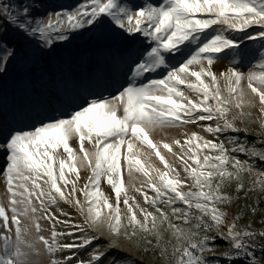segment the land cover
I'll return each instance as SVG.
<instances>
[{
  "label": "snow or ice",
  "instance_id": "1",
  "mask_svg": "<svg viewBox=\"0 0 264 264\" xmlns=\"http://www.w3.org/2000/svg\"><path fill=\"white\" fill-rule=\"evenodd\" d=\"M105 17L129 35L139 34L150 42L132 61L127 83L115 95L93 97L30 129L14 130L0 144L7 152L3 175L9 197L7 209L0 203V220L9 233L0 235V264H31L30 257L39 254L40 242L50 257L65 249L87 248L99 239L92 230L105 227V223L110 235L144 244L146 251L157 250V255L171 258L173 264H219L203 255L213 251L217 238L231 245L233 252L223 253L226 257H254L248 252V238L264 236V231L237 230V214L227 233L220 232L226 216L221 206L232 199L225 188L235 182L237 190H242L244 173L253 168L230 153H245L264 161V149L256 150V145H245L235 137L227 141L232 147H226L224 140H208L196 132L186 135L183 144L179 139L172 144L154 142L150 133L199 121H214V126L201 125L213 135L240 131L234 122L248 115L243 112L246 100L240 87L244 73L229 67L217 75L211 66L221 58L230 64L242 61L247 42L257 39L262 42L250 65L261 70L249 72L247 82L264 104V0H149L131 6L124 0H87L73 9L50 13L47 22L33 21L29 6L0 2V73L16 56L15 47L3 39L5 25L35 38L37 46L48 51L55 42L65 41L72 32L94 26ZM252 27L260 30L248 32ZM74 138L82 155L70 144ZM85 142L90 149L85 148ZM173 144L180 147V153L173 152ZM161 146L180 161L181 169L169 164ZM153 156L164 170L150 162ZM122 158L130 177L135 172L145 178L140 187L133 185L144 197L145 206L128 195L121 173ZM78 164L91 169L88 183L80 189L84 204L75 198ZM71 173L76 174V180L68 179ZM102 177L115 193V205L100 190ZM254 183L264 190V178ZM69 184L72 189L67 193ZM145 188L154 194L149 196ZM122 194L124 212L120 207ZM60 201L74 202L83 224H74L70 218L59 220L51 208L58 207ZM102 208L109 210L106 222ZM8 211L15 225L14 240L8 228ZM20 217L29 222L21 224ZM41 220L51 222L50 238L39 235ZM57 224L69 231L58 232ZM33 229L37 235L29 241ZM165 231H170V239L164 238ZM64 235L74 239L61 244L59 237ZM115 247L114 241H107L101 252L97 245L89 253L90 259L78 260V264H104ZM74 257L78 259V254L63 261L52 258L50 264H68ZM110 264L120 261L113 257Z\"/></svg>",
  "mask_w": 264,
  "mask_h": 264
},
{
  "label": "rangeland",
  "instance_id": "2",
  "mask_svg": "<svg viewBox=\"0 0 264 264\" xmlns=\"http://www.w3.org/2000/svg\"><path fill=\"white\" fill-rule=\"evenodd\" d=\"M2 3H8L11 6H19L23 8L28 6V0H0ZM126 4L141 5L149 2V0H124ZM36 10L31 9V19L43 20L47 22L49 14L62 9H73L77 5L87 3V0H35ZM7 32L4 33L3 39L8 42L10 46H14L16 49V56L7 63L6 71L0 73V144H4L9 134L14 130L30 129L33 125L38 124L42 120H48L54 116L67 113L83 105L86 100L93 97L115 95L117 91L125 86L127 83L126 77L130 75V65L135 56L139 53L136 46L143 49L144 45L150 41L146 40L142 35H129L125 31L119 29L105 17L100 23L94 26H86L83 29L72 32L69 38L65 41H57L53 44L50 50L42 51L37 46V40L26 36L23 32L16 30L12 26L5 25ZM215 27V26H214ZM260 29L258 27L249 28L247 31L255 34ZM231 35H243L242 33H232ZM105 45L107 51H118L119 54L123 53L127 56L123 72L120 78L122 81L118 84L116 89L104 90L102 92H93L90 89H81L80 84L82 79L90 73L98 71V57L96 65H94L89 71H87L83 77L79 74L78 62L83 59L84 54L97 44ZM261 40L248 41L245 45L246 52L242 61H237L232 64L227 59L216 60L212 67V71L219 73L226 70L229 67H236L238 71L244 73L245 78L242 79L240 87L245 94L246 104L243 107V112L247 113L241 117V119L234 122L235 128L240 131H225L216 135L207 133L203 130L201 125L213 124L214 121H199L196 123H188L180 127L156 129L150 133V138L153 141H164L172 144L173 140L179 139L183 144L186 135H190L193 132L199 133V135L205 137L208 140H215L219 142L224 140L226 147H232L227 141L232 138H238L245 145H256V150L264 149V113L261 109H264V104H261L259 97L251 92L248 88L247 74L249 72H259V67L251 66L250 62L253 61L254 52L260 47ZM134 57H130L134 54ZM175 63V62H173ZM158 78V74L155 76ZM255 86V85H254ZM19 89V90H18ZM44 90V99L47 103L40 101L39 94ZM47 90L49 92L47 93ZM20 91H27L24 94H19ZM47 93V94H46ZM33 105L36 106L32 111ZM24 108V109H23ZM71 146L79 153V144L77 139L70 141ZM85 148L90 149V145L85 142ZM185 148L187 146L185 145ZM122 149V153H123ZM147 151V149H144ZM62 152V149H61ZM162 155H165V159L170 165L181 169V164L178 159L173 155L167 153L161 146ZM173 152L180 153V147L173 144ZM82 155V154H80ZM230 155L236 156L241 162L247 161L253 165L252 170L245 171L244 173V188L237 190L235 182L230 187L225 188V191L232 197L231 203L221 206V210L226 213L225 219L220 226L219 231L227 233L229 225L234 222V218L237 214H240L238 219H235L237 230L249 229L253 232L264 231V190L261 189L259 184H255L254 181L262 179L261 172L264 171V161L256 157H251L245 153H230ZM7 152L0 149V203H2L7 209L8 206V194L6 191L5 176L3 175L6 166ZM143 160V157H141ZM156 167L164 170L163 164L159 162V159L155 156L151 161ZM79 179L76 180V174L71 173L68 175V179L76 180L77 191L75 198L79 199L81 204L85 203V197L80 191L88 183L89 176L91 175V169L86 165H79ZM121 173L125 188L129 196H134L142 206L144 205V197L140 192L135 191V187H140L141 183L145 180L142 174L133 172L130 177L128 170L124 164L123 158L121 160ZM181 175L183 172L181 170ZM153 176L155 174L153 173ZM135 185V187H133ZM62 186V182H61ZM100 190L109 198L110 202L115 205V193L110 185H108L106 177H102L100 181ZM72 185L67 186L66 192L70 193ZM148 195L152 193L147 188ZM69 200L72 197L69 196ZM131 202V201H130ZM180 206V205H177ZM247 206V207H246ZM122 212L125 211L123 205V194L121 196L120 204ZM149 211H154L151 206H147ZM252 208L256 211L253 213ZM108 209H101L102 216L106 222ZM167 211V209H165ZM51 212L55 213L59 220L63 221L71 219L74 224H83L84 218L80 215L78 207L75 203H68L60 201L59 206H53ZM66 213L67 215H62ZM9 216L8 228L11 229V238L15 239V225L11 222V212H7ZM139 216V212H137ZM21 224H27L29 221L20 217ZM3 222L0 220V235H9L7 230L2 226ZM42 230L39 235H43L46 238H50L51 222L41 220ZM58 232H67L69 229L62 224L56 225ZM92 232L99 236L98 240H94L92 245L87 248L72 249L57 251L54 257H50L46 252L45 246L42 242L37 244L38 255H32L30 257L31 264H50L52 258L64 260L65 257L73 256V253L78 254V259L74 257L68 264H78L79 261H88L90 259L89 253L92 252L97 245L99 250L103 252L107 241H114L116 247L108 252L107 257L104 258V264H110L112 258H116L120 261V264H173L171 258H162L157 255V250L150 249L145 250L144 244L137 245L135 241H130L123 235L117 239L115 236L108 233L106 223L103 228H94ZM213 235L216 233L213 232ZM37 233L33 229L32 234L27 237L29 241L36 237ZM79 235V233H77ZM203 235V234H201ZM164 238L170 239V231L164 232ZM74 237L61 236L59 237V243L69 244ZM221 239V238H217ZM224 240V239H222ZM249 247L248 252L253 253L256 264H264V236L256 235L248 238ZM233 252L231 245L227 242L224 247H214L213 251H205L204 256L213 260L224 262L226 259L238 257L236 255L226 257L223 253ZM241 257L246 256L244 254L239 255Z\"/></svg>",
  "mask_w": 264,
  "mask_h": 264
},
{
  "label": "bare ground",
  "instance_id": "3",
  "mask_svg": "<svg viewBox=\"0 0 264 264\" xmlns=\"http://www.w3.org/2000/svg\"><path fill=\"white\" fill-rule=\"evenodd\" d=\"M28 6L32 10L37 9L35 0H28ZM107 43L108 42H103V44H97L96 46L91 48L89 51H87L84 54L83 59H81L78 62V65H79L78 69H79V73H80L79 75L83 77V75L87 71H89L94 65H96L97 57L99 55L101 57L102 68H100L98 71L90 73V75H87L86 77H84L82 79L81 85L83 86L84 89L90 88V90L100 91L102 89V87L104 86L105 77H107L106 76L107 73H104L103 69L109 68L110 67L108 65L109 60L114 59L117 55H119V52L117 50L116 51H107V49L105 48V45ZM136 48H137V50L141 51L140 47L136 46ZM132 56H133V54H131L130 57H132ZM136 56H135V58H136ZM123 59H124V57H123V55H121V58L119 61L121 62ZM120 62H117V63L120 64ZM112 76H113L112 77L113 78L112 86L120 84L122 79L120 77H118L117 75H112ZM25 92H27V91H20L19 94H24ZM48 92H49V90H47V93ZM44 103H47V102L44 101Z\"/></svg>",
  "mask_w": 264,
  "mask_h": 264
},
{
  "label": "trees",
  "instance_id": "4",
  "mask_svg": "<svg viewBox=\"0 0 264 264\" xmlns=\"http://www.w3.org/2000/svg\"><path fill=\"white\" fill-rule=\"evenodd\" d=\"M214 243L216 248L224 247L227 245V242L222 239H216ZM252 262L253 259L250 256L246 255L243 257L238 256V257H233L231 259H226L224 262L219 261V264H252Z\"/></svg>",
  "mask_w": 264,
  "mask_h": 264
}]
</instances>
